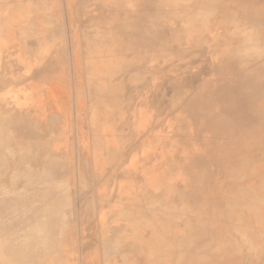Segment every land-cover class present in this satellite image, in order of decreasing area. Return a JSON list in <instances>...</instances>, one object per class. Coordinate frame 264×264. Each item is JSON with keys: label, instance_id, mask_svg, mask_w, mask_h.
Masks as SVG:
<instances>
[{"label": "rangeland", "instance_id": "rangeland-1", "mask_svg": "<svg viewBox=\"0 0 264 264\" xmlns=\"http://www.w3.org/2000/svg\"><path fill=\"white\" fill-rule=\"evenodd\" d=\"M16 1L22 3L18 14L12 11ZM32 1L0 0L1 134L5 128L3 139L0 136V264H119V239L131 234L137 240V234L147 227L142 217L137 224L140 230L130 231L131 217H124V201L129 195H142L137 205L149 210V220L156 217L148 207L153 201L166 207L172 200L167 205L183 213L180 224L168 226V243L178 239L186 243L191 234L197 237L201 222L195 207L185 199H167L173 193L171 189L158 198H150L158 195L161 188L149 186L148 182L149 172L160 174L165 170L161 159L163 145L179 142L178 151L185 153L182 143L186 139L201 152L196 144L199 133L182 132L183 110L194 90L173 111L156 116L148 107L167 75L149 76L141 80L140 88L131 90L127 76L133 69L125 65L123 76L118 77L120 83L111 78L105 85L108 97L104 99L113 107L97 106L89 97L86 62L79 57L84 27L78 0ZM3 2L7 6L2 13ZM260 2L264 9V2ZM99 9L92 12L100 14ZM35 12L37 22L47 23L53 30L32 33L30 45L24 44L28 29L22 30L23 24ZM262 35L264 38V30ZM219 44L222 48L227 46L222 41ZM226 64L223 58L213 62L214 70L207 79L233 78ZM106 77L101 76V81ZM174 116L179 121L170 123ZM219 170L216 165L207 175L225 190L227 183ZM175 178L179 181L182 175L178 172ZM51 214L56 216L51 218L53 222L49 219ZM168 219L170 216H166ZM47 221L53 224L46 225ZM54 222L61 226H57L58 230L53 227ZM246 234L242 238L231 231L225 237H211L210 249L215 250L224 239H234L238 250L223 264H264V228L255 232L249 228ZM140 244L134 252L126 247L123 264H137L142 257L147 258L144 251L148 245ZM205 253L199 248L196 257Z\"/></svg>", "mask_w": 264, "mask_h": 264}, {"label": "bare ground", "instance_id": "bare-ground-1", "mask_svg": "<svg viewBox=\"0 0 264 264\" xmlns=\"http://www.w3.org/2000/svg\"><path fill=\"white\" fill-rule=\"evenodd\" d=\"M260 1L264 2L78 0V13L83 18L84 27L79 57L86 62L89 97L97 106L109 104L104 99L108 97L105 85L112 81L111 78L118 80L119 84L121 80L118 77L123 76L125 65L133 69V73L127 76L131 90L140 88L141 80L149 76L167 75V81L153 96L152 108L148 107L156 116L173 111L187 93L195 92L183 110L182 132L199 133L196 144L200 145L201 152L197 147L193 149L186 139L182 143L185 153L178 151L179 142L163 145L161 159L166 164L165 170L160 174L149 172L148 182L149 186L161 188L158 195L150 198H158L171 189L173 193L167 199H185L195 207L201 231L197 237L191 234L186 243L184 239L168 243L165 236L168 226L180 224L184 219L183 213L167 205L172 200L166 204L167 208L153 201L148 207L156 217L150 221L146 217L149 210L137 205L142 195H129L124 201V217H131L130 231L140 230L137 224L142 217L147 227L141 230L142 233H136L137 240L133 239L136 235L132 237L131 234L119 239L118 246L122 250L119 264H123L126 247L134 252L140 247V242L148 245L150 250L145 249L147 258L142 257L137 264H223L231 253H236L237 243H233L234 239L233 242L224 239L212 250L211 237L215 240L217 235L225 237L234 231L243 238L247 237L249 228L254 232L264 228V9ZM2 4L3 13L7 4ZM21 4L20 1L13 3L15 14H18ZM94 8H100V14L92 12ZM222 16L225 19L221 20ZM48 25L37 22L36 12L30 15L23 24L22 30L28 29L25 36L22 34L23 43L30 45L32 38L29 36L32 33L46 29L52 31ZM221 41L227 44L225 48L219 44ZM219 58L225 59L227 71L233 74V78L207 79L208 73L214 70L213 62ZM101 76L107 77L101 81ZM95 114L96 122L98 114ZM176 117H172L170 123L179 121ZM34 126L37 127V124ZM3 129L0 136L5 134ZM251 148L256 149L250 151ZM216 165L227 183L225 190L207 175ZM178 172L182 175L179 181L175 178ZM53 216L49 217L50 221ZM166 216L171 219L166 220ZM49 223L47 221L46 225L53 224ZM57 223L53 226L55 229L61 227ZM199 248L206 253L196 257Z\"/></svg>", "mask_w": 264, "mask_h": 264}]
</instances>
